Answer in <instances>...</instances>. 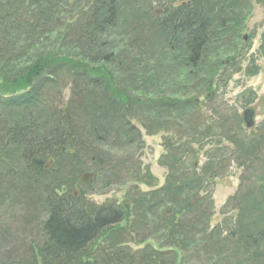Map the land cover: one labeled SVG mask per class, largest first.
I'll return each mask as SVG.
<instances>
[{"label": "trees", "instance_id": "obj_1", "mask_svg": "<svg viewBox=\"0 0 264 264\" xmlns=\"http://www.w3.org/2000/svg\"><path fill=\"white\" fill-rule=\"evenodd\" d=\"M202 1L215 9L209 38L217 37V28L212 27L217 17L221 41L234 40L235 27L238 20H244L249 0H244V6L235 0ZM135 3L136 0H31L15 15L16 0L0 2V97L6 95L4 106L12 109L7 118H0V202L18 199L29 205V198L46 210L36 242L0 249V264H178L179 255V264L227 263L226 258L214 262L221 230H210L209 225L213 201L207 192L219 173V165L207 164L202 172L188 170L184 158L189 149L182 144L159 162L169 172L162 188L144 193L134 186L119 203L97 206L83 194L75 199L58 196L54 188L50 189V180L59 179L57 183L63 186L60 179L77 169V161L84 166L87 161L93 163V157L98 158L91 148L93 139H105L108 130L121 137L133 132L119 110L124 112L127 106L141 111L145 108L154 124L152 109L163 110L169 105L175 111L174 121L180 122L185 118L186 106L193 103L192 93L186 90L192 84V74L186 69L180 70L176 80L169 72L161 74L176 85L166 90L169 93L156 92L159 99H149L139 91L145 79L147 87L155 90V68L147 57L138 56L144 64V79L139 61L132 57L138 50L121 48L118 33L127 35L133 49H140L144 43L153 52L162 32L173 31L168 36L178 41L185 33L189 60L195 62L208 22V18H197L207 11L202 12L206 7L199 3L182 22H147L148 38L143 36L142 27L131 23L139 18ZM142 18L152 21L147 14ZM262 42L264 56V33ZM173 57L181 63L179 58L184 55ZM124 59L130 74L129 94L116 87L113 72L99 65ZM91 63L95 64L90 67ZM62 78L74 83L75 94H84L65 104L64 110L49 100L53 90L58 89L52 87ZM84 138L87 144H83ZM126 139L131 141L130 136ZM51 158L55 176L43 170L45 160ZM210 159L214 162L216 157ZM139 171L140 167L133 163L131 173ZM108 174L105 167L103 175ZM110 178L108 187L113 185ZM137 181L155 185L149 173L137 177ZM237 198L241 203L238 226L233 224L236 230L229 234L249 242L241 248L236 242L245 255L235 251L229 259L242 255L236 264H260L264 262V177L252 182Z\"/></svg>", "mask_w": 264, "mask_h": 264}, {"label": "rangeland", "instance_id": "obj_2", "mask_svg": "<svg viewBox=\"0 0 264 264\" xmlns=\"http://www.w3.org/2000/svg\"><path fill=\"white\" fill-rule=\"evenodd\" d=\"M162 0L158 5H162L165 2ZM156 6V8L158 7ZM248 29H254L253 32H249V36H252L250 46L242 50L241 56L243 58L242 68L246 69L254 60L255 64L259 66L258 74L249 76L246 73L234 74L228 84L225 86L221 84L217 88L214 97L211 100H205V96H200V100L204 102V109L206 114L202 120L199 121V127L205 128L207 125L213 126V132L209 136L202 137V145L197 153L190 156V163L198 159V170H202L204 165L209 161L210 155L217 151L219 157L220 169L219 175L214 180L212 188L209 193L212 197V215L210 220L211 228L217 229L221 227L225 233L229 234L235 231L233 226L223 227L224 220L227 223L237 224L239 220L238 206L241 205L239 199H231L239 190L245 191L248 187L249 181L247 176L256 177L257 171L261 172L262 166L258 163L264 161V141L260 142L259 138L264 135V58H257V49L260 44V35L264 29V0L260 3H255L254 10L251 18L248 22ZM122 32V31H118ZM143 36L149 37L148 29L143 31ZM118 38L121 40V48L126 51H137L130 47V39L123 33H118ZM137 53V52H136ZM149 56L152 59H156L158 56L155 53L150 52ZM157 60V59H156ZM68 78H62L58 84V89L53 90L49 95L55 106L64 107V103L72 96V91L69 88ZM57 87V86H56ZM202 92L201 95H204ZM84 96L80 93L79 98ZM86 96V95H85ZM246 96V97H245ZM248 107L255 108V127L251 130H247L240 126L239 117L244 109ZM118 112V111H117ZM208 121V123H206ZM134 126H139L137 121H132ZM221 123V128L219 124ZM140 128V127H139ZM140 133L142 135L141 145L139 148L135 145L130 153H136L139 156V160L142 166L150 169V172L157 178V182L161 185L164 183L167 171L164 167L158 164V158L164 153L165 138L170 133L159 132L156 135H148L147 132L141 127ZM238 133V134H235ZM255 137L259 142L258 157L256 158V152L249 157H244L238 151L236 143L232 140V137ZM221 137V140H220ZM198 148V147H197ZM141 151V152H140ZM223 155H225L223 157ZM48 160H45L47 162ZM221 161V162H220ZM252 163L253 170L248 172L245 162ZM256 161H258L256 163ZM263 164V163H262ZM49 168L46 170L49 175L54 173L56 167L53 163H49ZM261 174V173H260ZM258 179L257 177L255 180ZM122 182L123 176L120 175ZM129 184L115 185L110 189L101 192L100 195L94 194L89 196L91 200L98 204H102L109 199H119L124 195V192L128 188ZM52 188V185H51ZM143 191H147L148 188L141 186ZM59 194V190L57 192ZM30 199L28 210H24L25 215H35V207L39 204H34ZM40 217V216H39ZM39 217H35L27 224L18 222L13 215L8 212L5 217L2 218L6 227L11 226V233L13 236H20L21 239L18 242H23V237H26L29 241L34 238L35 234L31 232V229L37 230L36 226ZM1 218L0 221L2 222ZM247 222V221H246ZM245 222V223H246ZM238 226V224H237ZM25 228L27 229L26 236ZM23 234V235H22ZM222 234V233H221ZM229 237L223 236V239ZM17 242L9 241L8 248H11Z\"/></svg>", "mask_w": 264, "mask_h": 264}, {"label": "water", "instance_id": "obj_3", "mask_svg": "<svg viewBox=\"0 0 264 264\" xmlns=\"http://www.w3.org/2000/svg\"><path fill=\"white\" fill-rule=\"evenodd\" d=\"M243 119L247 128L253 126V110H247L243 113Z\"/></svg>", "mask_w": 264, "mask_h": 264}]
</instances>
